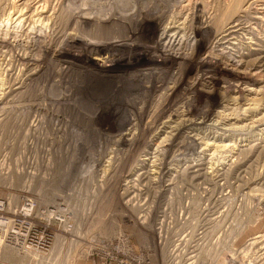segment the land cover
<instances>
[{"label":"bare ground","instance_id":"6f19581e","mask_svg":"<svg viewBox=\"0 0 264 264\" xmlns=\"http://www.w3.org/2000/svg\"><path fill=\"white\" fill-rule=\"evenodd\" d=\"M65 1H1L7 25L9 22H17L22 29L19 35L12 37L13 39L7 41L4 46L8 48L9 54L5 53L2 67L6 69L5 73L7 71L8 81L0 87V105L6 106L2 107V109L4 108L2 111L0 108V116L15 114L19 119V122L17 121L18 123L13 125H17L19 133L22 134L18 133L20 137L15 136V141L44 142L49 145H75L78 143L84 146L88 143H114L152 146L160 139L161 132L171 129L170 134L161 139L159 144L169 146L172 151L174 150V153H177V157L174 155L176 159L183 155L175 161L178 162L177 168L172 169L175 171L166 173L169 176L168 179H164L167 188H173L185 179L189 181V178L194 179L193 182L195 180L198 182L199 179L227 182L230 178H245L246 180V177L250 179V176L256 179L263 176L264 173L261 172L262 174L259 175L253 171V165L260 164V162H263L261 167L264 168V159H262L264 157V138L262 137L259 138L260 141L252 145L253 147L243 145L244 147L237 148L236 145H227V149L219 150L223 151L222 153H227L220 157L221 161L220 159L215 161L217 164L220 163V166L217 167L216 165L210 167L209 165L214 162L204 158L205 152L197 151L198 145L203 143L209 145L205 140L210 136L192 133L200 130L201 126H204L208 121L214 120L210 123L213 129L220 127L227 131L234 128L225 127L228 122L221 120L224 117L221 114L218 119L209 120L210 113L205 112V115L200 116L198 123L196 119L188 116L189 113L194 115L187 109V105H194V99L198 98L197 94L195 95L197 90L208 94L215 92L212 89V91H205L203 88V90L197 88L198 82L196 81L201 77L198 72H196L198 76L191 77V80L185 78V74L191 76L196 69L200 68L202 58L198 48H207V42L212 44L216 40L234 44L238 48V58L242 65L264 68V0L247 1L246 7L241 8L240 6L241 9L231 13L228 12V10L230 11L228 7L221 18L213 20L207 12L197 13L199 8L192 7L194 0H181L176 6L174 5L175 10H172L170 14L162 13V8L157 0L153 3L140 1L136 11L134 13L131 11L129 14L130 3L124 0H114L109 9L111 13L103 9L96 10L98 6L93 5L97 4L94 0L84 3L88 6L87 9L77 6L79 0H69L68 7H65ZM95 10L97 11L95 12L96 16L92 19L91 16L83 19L79 15L80 13L94 15ZM119 10L127 11V14L123 15L122 13L121 15L117 12ZM106 13L108 17L99 18L98 15ZM156 13L158 14L157 18L152 19L151 16ZM193 20L196 24H192ZM36 28L42 32L37 34L34 41L29 42L27 39L31 37L30 32L33 34L32 31ZM160 29L163 32L162 36L165 35L169 38L167 46L162 43L161 37L157 36ZM69 30L72 31L70 32L72 35L67 40L64 39L63 42L62 39ZM181 34H183L182 39L185 40L184 44L192 35L196 37L197 44L192 48L191 54L182 59L180 72H177V76L173 74V70L178 64V59L171 55H165V53L176 50V43ZM213 34L214 38L210 41L208 36ZM183 49L184 46L179 51ZM12 51L13 53H11ZM151 52L157 53L156 57L149 56ZM97 55H106V57L104 60H99L102 57L98 58ZM9 56L13 57L12 60L9 58L10 61L7 58ZM91 57L96 59L91 61ZM154 60H160L163 65L169 64L170 66L168 65V69H160L158 72H156L155 66L151 67L150 71H142L138 68L156 62ZM100 61H103L102 64ZM172 77L176 78V81L164 92L163 89ZM50 79L55 82L50 89L52 96L47 95ZM64 87L68 88V95H62L59 92L61 89H58ZM159 91H161L160 96L157 94ZM183 92L188 96L185 94L182 96ZM190 93H192V97ZM161 96L160 101L158 97ZM158 100L159 104H155ZM50 101L56 102V104H50ZM224 102L226 105L223 101L219 102L220 106L222 105L224 108L223 111L230 110L231 112V109L234 108L229 107L231 100ZM164 113L168 115L163 116ZM231 114L233 113L231 112ZM10 117H8L7 123ZM249 119L251 122L249 126L247 125L248 128L243 131V135L264 125V115L259 118L252 116ZM129 125L130 127H128ZM125 128H128L129 132L120 133ZM260 129L258 130L260 131ZM261 130L264 134V128ZM44 132L52 134H50L51 136H42V134L38 137L34 136ZM92 132L100 133V135L94 134L93 136ZM112 133H115L116 136L109 137V134ZM252 134L249 135L252 136ZM226 138L227 135L225 137L223 135L215 136V134L212 136L214 140ZM223 146L217 147H226V145ZM144 153L146 157L140 159L133 169V171L136 170L133 173L134 176L136 175V178L133 179V201L139 199L145 190L144 195L148 196L150 191L157 189V187L149 185L148 189H144L142 188L145 184L143 182L149 183L148 180H152L151 175L154 174L152 167L161 168L160 165L163 164L160 163L157 166L153 164L155 161H151L156 152L145 151ZM173 154L171 159H173ZM228 154L233 155H231V159ZM252 157H254V164L252 162L249 164L248 160H251ZM227 159L230 160L225 162ZM154 177L153 179H155ZM129 182H132V179ZM252 185L251 188L249 186L244 188L249 189V195L261 196L264 194V178L262 182L256 180V183H252ZM3 245L4 242L0 246ZM14 249H16L15 246Z\"/></svg>","mask_w":264,"mask_h":264},{"label":"rangeland","instance_id":"374dc122","mask_svg":"<svg viewBox=\"0 0 264 264\" xmlns=\"http://www.w3.org/2000/svg\"><path fill=\"white\" fill-rule=\"evenodd\" d=\"M1 1L4 2L5 0H0V2ZM88 1L90 0H79L77 6H80L82 9H87L88 6L84 3H87ZM94 1H96L97 4L93 5L98 6L96 10L103 9L111 13L109 9L114 0ZM124 1L130 3V11H128V14L131 11L133 13L136 11L140 1H148L152 3L155 2V0ZM157 1L162 8V13L166 12L167 14H170L172 10H175V8H173L174 5L176 6L178 2H181V0H171V2L170 0ZM247 1L251 2L253 0H194L192 7L195 6L193 7L195 9L199 8L197 10V13L199 14H202V11L207 12L213 20L215 18H221L225 12V9H227L228 7L230 9V11L228 10V12L230 13L234 10L236 11L238 9L246 7V5L248 4ZM2 2L0 3V41L2 40L0 42V87L2 84H5V82L8 81L7 71L5 73L4 70L6 69L2 67L5 53L9 54L8 48L4 46L7 41L12 40L14 36L19 35V33L22 32V29H20L21 27L17 24V22H9L8 25L7 20L5 22L6 15L4 13V9H2L1 6ZM68 4L69 0H66L65 7H68ZM96 10L94 11V15L92 13V15H88L86 13H80L79 15L83 17V19L90 18V16L92 19L96 16ZM117 12L121 15L122 13L123 15L127 14V11L119 10ZM98 16L102 19L108 17L107 13L105 15ZM157 16L158 14L156 13L155 15L151 16V18L155 19L157 18ZM194 23L196 24V22L193 20L192 24ZM35 30L32 31L34 32L33 34L29 31L31 36L27 39L29 42L34 41L37 34L39 32H42V30H39V28H36ZM70 32L72 31L69 30L67 34H65L62 39L63 42L72 35ZM162 33V29H160L157 36L161 37L162 43L167 46L169 43V38L165 37V35L162 36ZM182 36L183 34L179 35L178 37L176 50L171 53H165V55H171L178 59V64L174 67L173 70L174 75H177V72H180L179 68L181 66V62L183 61L182 59L188 57L191 54L192 48L197 44V39L194 35H192L185 44V40L182 39ZM213 38L214 34L208 36V39L210 41ZM208 43L209 42H207V48H198L200 50V57L202 58L201 63H204V66L202 67L201 64L200 68L196 69L195 72L191 74V76L190 74H185V78L191 80V77L195 78L198 76L196 74V72H198L201 77L200 80L196 81L198 82L197 88L200 90L205 89V91L213 90V92H215L213 94H208L203 91L200 92L199 90H197L195 95L197 94L198 98L194 99V105H187V109L190 110L194 115H191L189 113L188 116H190V118L193 117V119H196V122L198 123L200 121V116L202 117L203 115H205V112L210 113L209 120H216V118L218 119V116H220L221 114L224 116L223 118L221 117L222 121L226 120L228 123H231H227L225 127L234 128L227 131L222 130L220 127L213 129V127H211L210 125V123L214 121L213 120L208 121L204 126H201L200 130L192 133H199L201 136H210L207 137V140H205L208 141V146L203 143L201 145H198L196 148L199 152H205V159H207L208 161L211 159L212 162L215 163L217 159H220V157L226 155L227 152L222 153L223 151L219 150L227 149V145H236L235 147L237 148L244 147L243 145H247V147H249V145L252 146L256 142L260 141L259 138H264V134L261 130L262 128H264V125L258 127L253 132L247 134L244 133L243 135V131L248 128L251 122L249 119L250 117L255 116V118H259L264 115V68L242 65L238 58V48H236L232 43L230 44L224 40L220 42H217L216 40L215 43L212 44ZM204 45H206V43H204ZM183 46L184 49L179 51ZM11 53H13V51ZM156 54L157 53L155 52H151L149 53V56L156 57ZM49 57L51 58L52 55L50 54ZM96 57H102L99 60H104L106 55H97ZM7 58L8 60L9 58L10 60L13 59V57L11 56ZM91 58V61H94L96 59L94 57ZM8 60L7 62L10 61ZM154 61L156 62L148 63L139 66L138 68H140V70L142 71H150L151 67L155 66L157 68L155 69L156 72L160 71V69H168L167 66L169 64L163 65L162 61L160 60ZM102 62L100 61V64H102ZM53 81L54 80L52 79H50L49 81V88L47 90L48 96H52L50 89L52 87V84L55 83ZM175 81L176 78L172 77L171 79H169L166 85L167 88L165 87V89H163L164 92L168 90V87L173 86V82ZM67 89V87H64L59 88L58 90H60L59 92L62 95H68L69 93H67ZM157 94H159L160 96L161 91H159V93ZM184 94L188 96V94L184 92L182 96H185ZM190 96H193L192 93H190ZM158 98L161 101L162 96ZM159 100L155 104H159ZM230 100L231 102L229 104V107H234L233 110H235L233 111L231 109V112L233 114H231L230 110L223 111L224 108L219 104L220 101H223L224 105H226V102L224 101L229 102ZM49 103H52L54 105L56 104V102L52 101H50ZM0 106L1 111L4 110V108L2 109V107H6L4 105ZM5 115L0 116V119H2L0 122V198H3L5 200L6 198L11 199L13 209L12 211L8 212V216L10 218L16 216L14 211L17 212V210L15 208L22 207L20 205L21 201L24 199V197L27 196L38 201L40 209L38 210L35 208L30 212V216L26 218L31 222L33 229L31 231L30 237L26 238L28 239V241L24 245H22L23 247L14 249L15 245L12 243L10 244L7 241H4V245L0 246V264H120L118 261L112 259L111 257L113 255L115 258H118L119 261L122 259L121 256H117L116 254V247L117 245H119L116 237L119 233H123L130 238L129 248L131 249V257L129 259H127L126 257L124 258L128 264H145V262L149 264H163V253L157 244L155 232L153 230L155 224V214L157 213V211L156 209H154L152 216L148 218L149 215H147V210L145 209L147 204V196L146 194L144 195V193H146V190L142 194L143 197L141 196L139 197V199L133 201V179L136 178V175H133L136 170L133 171V169L135 168L137 163H139L140 159H144L146 157L144 155L145 151H149L152 153L156 152L151 161H155L153 164H156L157 166H159L160 163L163 164L162 166L160 165L161 168H151L152 170H154V174H152L153 176L151 175V183L149 180V183H147V181L143 182L146 185L142 184V188L148 189L149 186H155L157 187V189L158 187H165L166 180L164 181V179L169 178L168 174L166 173L169 171H175L172 170L175 169V167L177 168L178 162L175 161L183 155L182 154L178 156V158L176 159L177 153H174V150L172 151L169 146H162L159 144V141L161 139L170 134V132L172 131L171 129H167L166 132H161L160 139H158L156 143L152 144V146H146L144 144L133 146L128 144L114 143H88L84 144V146L79 145L78 143L75 145H49L44 142L33 143L30 141L24 142L23 140L15 141V136L20 137V135H18L20 130L17 125L13 124L18 123L19 119L15 114V116L9 114L8 116L7 114ZM165 115L168 114L164 113L163 116ZM8 117L10 118L9 122L7 123ZM236 117L238 118L235 119ZM2 121H4L5 123ZM208 125L210 126L208 127ZM128 127H130V125ZM197 127L200 126L197 125ZM127 129L128 128H125L120 133H128L129 130ZM258 129H260V131ZM210 132H212L213 134L211 133L210 135ZM44 133H39V135H37L38 133H34L35 135H33L35 137H38L41 136V134L42 136H51L50 134H52L50 132ZM94 134L98 136L100 135V133L92 132L93 136ZM214 134L215 136L223 135V137L227 135V138L223 140H214L212 139V136H214ZM249 134H252V136H250ZM109 135V137L116 136L115 133ZM249 141L250 143H248ZM210 144L215 145L210 146ZM219 145H226V147L218 148L217 146ZM171 153H174L173 159H171ZM228 155L230 159L233 156L232 154ZM254 157H252L251 160H248L249 164L251 162L252 164H254ZM262 159H264V157ZM229 160L227 159L225 160V162ZM214 163L208 165L210 167H215V165L216 167L220 166V163ZM262 164L263 162L253 165V171L255 174L260 175L261 172L264 173V168L261 167ZM246 166H248V164ZM12 171L13 174H11ZM209 171L212 170L209 169ZM137 172H139L138 169ZM153 177L156 180L153 179ZM246 178L248 179L249 177ZM257 178L258 179L254 178L253 176H250V179L248 180H245V178H230V180H228L227 182L225 181L224 183L232 182L236 185L238 183V185L243 188L244 192L249 195V189L244 188L248 186L249 188L253 187L252 183L255 184L256 180L262 182L264 174L262 177L259 176ZM131 179L132 182H129ZM192 180L194 179L189 178V181L185 179L184 181L177 183V185L175 186L193 185L197 181L195 180L193 182ZM242 180L245 181L242 183ZM187 182H191L192 184H188ZM154 191L155 189L152 190V193ZM143 200L144 203H142ZM248 200L256 204H264V201H260V197L257 196L251 195L249 196ZM57 204H61L62 208L67 209L66 215H69V217L66 219V221L68 222V224L54 219L49 222L44 218L46 216L43 215L44 213L42 212L50 209L49 207ZM260 231H264V218L257 226L251 227L241 237L238 245L242 244L248 237ZM2 244L3 243H0V245Z\"/></svg>","mask_w":264,"mask_h":264},{"label":"built area","instance_id":"2783aa9c","mask_svg":"<svg viewBox=\"0 0 264 264\" xmlns=\"http://www.w3.org/2000/svg\"><path fill=\"white\" fill-rule=\"evenodd\" d=\"M200 180L193 186H162L146 197L148 218L157 211L153 230L163 264H264V231L238 245L241 237L263 220L264 204L248 200L251 195L234 183ZM257 197L264 201V194ZM20 205L15 208L16 216L10 218L12 201L0 198V243L7 241L16 249L23 247L33 229L26 218L35 208L40 209L39 202L29 196ZM49 208L42 212L45 219L68 224L66 208L61 204ZM116 239V254L122 259L111 257L128 264L124 258L131 257L130 238L119 233Z\"/></svg>","mask_w":264,"mask_h":264}]
</instances>
